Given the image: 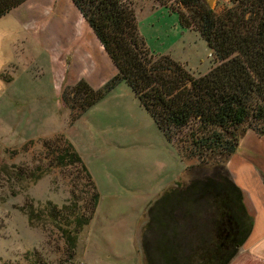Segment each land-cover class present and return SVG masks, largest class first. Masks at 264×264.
I'll return each instance as SVG.
<instances>
[{"label": "rangeland", "instance_id": "1", "mask_svg": "<svg viewBox=\"0 0 264 264\" xmlns=\"http://www.w3.org/2000/svg\"><path fill=\"white\" fill-rule=\"evenodd\" d=\"M133 3L151 52L194 75L211 67L205 40L182 28L176 12L154 9L153 0ZM226 5L214 0L211 8ZM115 72L71 0H24L0 17V264H171L210 240V199L197 190L211 168L182 159L124 81L69 122L62 89L79 80L96 89ZM59 134L100 195L91 220L74 234L66 210L59 213L65 218H51L46 209L76 197L87 213L83 172L57 166L42 146ZM31 171L41 173L36 181Z\"/></svg>", "mask_w": 264, "mask_h": 264}, {"label": "trees", "instance_id": "2", "mask_svg": "<svg viewBox=\"0 0 264 264\" xmlns=\"http://www.w3.org/2000/svg\"><path fill=\"white\" fill-rule=\"evenodd\" d=\"M22 1L0 0V17ZM71 1L116 72L96 89L83 80L62 89L69 122L124 81L179 156L195 158L197 168H211L197 190L210 199V240L195 244L180 262L172 257L171 264H227L251 229L242 193L225 163L246 130L264 134V0H230L219 11L204 0H153L176 12L182 28L198 31L205 40L213 64L200 75L149 50L137 28L133 0ZM42 146L57 166L76 164L84 174L87 213L78 210L76 197L59 208L46 204L51 218L67 215V224L73 225L69 230L77 233L91 220L99 192L79 153L62 134L43 140ZM26 175L36 181L41 173ZM65 210V215L59 214Z\"/></svg>", "mask_w": 264, "mask_h": 264}, {"label": "crops", "instance_id": "3", "mask_svg": "<svg viewBox=\"0 0 264 264\" xmlns=\"http://www.w3.org/2000/svg\"><path fill=\"white\" fill-rule=\"evenodd\" d=\"M159 7L161 6H155L154 9ZM86 34L92 39L90 34ZM112 75L114 73L110 76ZM118 84L107 94L112 93ZM166 142L171 144L167 140ZM225 168L233 183L240 189L242 202L251 217V229L248 236L227 264H264V134L258 135L252 130H246L234 152L228 157ZM121 253V255L117 253L114 257L119 258V255L120 258L128 257L127 252Z\"/></svg>", "mask_w": 264, "mask_h": 264}, {"label": "water", "instance_id": "4", "mask_svg": "<svg viewBox=\"0 0 264 264\" xmlns=\"http://www.w3.org/2000/svg\"><path fill=\"white\" fill-rule=\"evenodd\" d=\"M204 1L206 2V5L208 7H211L214 0H204Z\"/></svg>", "mask_w": 264, "mask_h": 264}, {"label": "built area", "instance_id": "5", "mask_svg": "<svg viewBox=\"0 0 264 264\" xmlns=\"http://www.w3.org/2000/svg\"><path fill=\"white\" fill-rule=\"evenodd\" d=\"M224 4H227L230 0H221Z\"/></svg>", "mask_w": 264, "mask_h": 264}]
</instances>
